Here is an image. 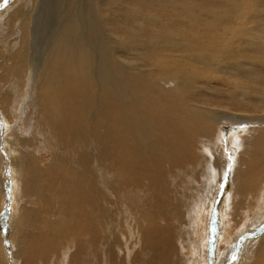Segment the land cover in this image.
I'll return each mask as SVG.
<instances>
[{"label": "bare ground", "instance_id": "obj_1", "mask_svg": "<svg viewBox=\"0 0 264 264\" xmlns=\"http://www.w3.org/2000/svg\"><path fill=\"white\" fill-rule=\"evenodd\" d=\"M3 26L0 241L9 252L12 239V264L59 253L110 264L128 236L139 264H181L215 223L202 214V236L185 225L229 151L234 213L264 193V0H16L0 15V41ZM9 163L19 187L6 222ZM152 226L164 236L156 253L142 251L152 236L137 230ZM256 245L243 264H264V236Z\"/></svg>", "mask_w": 264, "mask_h": 264}, {"label": "rangeland", "instance_id": "obj_2", "mask_svg": "<svg viewBox=\"0 0 264 264\" xmlns=\"http://www.w3.org/2000/svg\"><path fill=\"white\" fill-rule=\"evenodd\" d=\"M15 2H16V0H0V15L2 14L3 11H5V14H6L7 8L10 7L12 4H14ZM3 6H6V10L3 9ZM41 6H42V4L40 6L39 5L35 6V9L39 10L41 8ZM54 22L55 21L50 20V24L49 25L50 26L53 25ZM1 31H2V33H4V37L1 39L0 45L4 44V42H6V43L9 42V40H7V37H6V26H3ZM1 51L4 52V49L2 47H1ZM36 77H37V75H34V77L30 78V80L34 81L36 79ZM215 99L223 101L221 95H216ZM28 102H29V97H27L25 99V102H24V104L22 105V107L20 109H24ZM13 124L15 125V123H13ZM1 129H4V128H1ZM1 132L5 133L7 131L6 130L5 131L4 130H2V131L0 130V133ZM236 132H239V128H238V130H236ZM9 133H10V131H9ZM3 150L5 151L6 148H3ZM202 150H203V148L200 149V151H202ZM229 152L225 153L226 157H225V163H224L225 165H224V167H222L221 169L219 168L220 169V177H219V179L220 178L221 179L220 180L218 179L219 181L216 180L217 183H215L216 181H213V183H214V186H213L214 190L212 189L213 193L211 191H209L211 193H209L210 195L208 194L209 197L206 199L207 201H209V202L211 201V202L210 203H208L207 201L205 202V200L203 199V197L205 196L204 195L205 191H204L198 197L199 200L198 199L196 200V204L194 203L192 211H190V214H189L190 216H189V218L187 220V223L185 224V225H187V229L189 230L190 233L199 232L198 234L201 235V233L203 231V229H202L203 227L202 226H198V228H199L198 231L195 230V228L198 229L197 225H203L202 224L203 223L202 222L203 221V217L205 216V218L208 217L210 219L211 218L215 219V223H214V220L211 219L210 225H206V232H204V233H205V237L207 238V239H205V241L206 240L207 241L205 242L204 239H202L204 241V245L206 244L208 246V248L206 246L201 247V246H203L202 240H200L197 243V245H196V242L193 240L195 242V244H193L194 243L193 241L191 242V244H193L191 246L195 247V248L193 247L194 248V251H193L192 247L189 244L190 242H189L187 247H188V249L191 247V250L187 249V251H185V252H187V258H185L182 261L181 264H243L244 261L246 260V258H248L249 256H252L254 254L255 250L258 247V245H256V244L257 243L259 244V242L261 241V238H263V236H264V232H263L264 231V193L260 194V196H262L263 200L261 199L260 196H258L257 200L255 199V202H252L251 208H249V210H245L244 208L239 206L240 207V212L238 214L234 213L235 208L233 206H235L236 198L235 199H233V198H234V195H236V194H235V186L233 184L234 183L233 182L234 179H233V175H232V169H233V166L235 164V161H233L234 158L230 155ZM3 155H7L8 156L7 152L3 153ZM11 168H12L11 163H9V165L5 166V168H4V177L5 178L3 177V179H4V182H3L4 187H3L2 194H3V197H4V199L6 201L9 200L8 208H7V210L4 211L5 212L4 213L5 214L4 217L6 218V222L12 220L10 218V216L12 214L11 211H13V209H14L13 202L15 201V199H14L15 196H14L13 190L18 192L17 188L19 187V183L16 182L15 175L13 176V173L15 174V172H13V170ZM207 171H208V169L204 165L197 166L195 179H196V182H197L198 186H202L204 179L208 177ZM222 175H223V177H222ZM9 182H10V185H9L10 190L9 189L7 190V185L6 184L7 183L9 184ZM215 184H217L216 187H215ZM218 185L221 186L222 189ZM15 187H17V188H15ZM216 192H217V195H216ZM211 194H213V195H211ZM214 194H215V200L211 198V197L214 196ZM5 197H7V199ZM227 197L230 199V201H227L228 200ZM137 198H138L137 196H135L134 198L125 197L124 200L122 201V204L119 207H122V208L125 207V209L126 208L130 209L132 204L135 202V199H137ZM209 198H211V199L209 200ZM18 200H19L18 201L19 204H20V202L21 203L23 202L22 198H20V199L18 198ZM212 200L213 201L217 200V204L218 205H216V202H213L214 204L212 205L211 204ZM200 201H201V203H200ZM227 202H229V204ZM11 203H12V205H11ZM203 203L204 204H206V203L210 204L211 205V209H212V207H213V209L214 208L215 209L211 210L209 208V206H207V205L204 207ZM199 204H200V206L204 207V209L202 207L200 208ZM195 205H196V207H195ZM197 206H198V208H197ZM11 207L13 209H11ZM194 208H196L195 210L197 212H194L195 211ZM205 209H208L207 214L205 213V211H203ZM201 210H202V212H201ZM210 210L212 211L211 212L212 216L210 215ZM251 211H252V213H251ZM260 211L261 212L263 211L262 212L263 214H260ZM244 212H247L248 214L245 213L243 215L242 213H244ZM234 214H236L235 215V219H233ZM230 220H232V221H230ZM225 221H228V222H225ZM199 222H202V223H199ZM252 222H253V224H252ZM188 223H189V225H188ZM226 223H228L227 226L229 225V228L231 227L230 229L227 228V226H225ZM5 224L7 225V223H5ZM8 229H10L9 226H8ZM137 230H138V232L140 233L141 236H143L145 234H149V235L152 236L151 242H149V244H148L152 248L149 250V248L147 246H145V247L142 248V251H146L148 253H156V252H158L155 249V244L163 245L164 236L160 235V234H157L153 230V226H152V228L147 229V230L142 229V228H139ZM226 230H228L229 232L228 231L226 232ZM206 233L209 234L208 235L209 237H207ZM198 234H196V235H198ZM225 234L228 235V237L224 236ZM7 235L10 237V239L12 238L11 237L12 234L10 232H7ZM218 235H220L219 236L220 238L218 237ZM257 236H258V238H257ZM128 237H129V240L127 241V243L123 242L122 240L120 242H118L119 244H122V243L125 244V246H122L123 248H121L119 246L120 247V252H121V254L123 256V259L118 261V260H115L116 257L111 256V258H110L111 263L110 264H128V261H129V259L131 257H135L134 260H137V258H139V256H136L135 251L132 248L129 247V246L132 245V243H129L130 242V236H128ZM187 237H186V239H187ZM197 237H199V235ZM220 239H222L223 242ZM227 239L228 240L231 239V240H229L230 242ZM251 239H253V240H251ZM216 240H217V242H216ZM232 240H233V243L231 242ZM2 241H3L2 242L3 244L0 241V243H1L0 246L2 245L0 248L4 250V252L6 254L5 256L7 257L6 261L8 260L7 261L8 264L9 263L12 264V260H11L12 257L9 254V252L12 250L11 247H13L14 243H13L12 239L8 241V243L6 244V246H9V252H8L7 249L4 248V240H3V238H2ZM227 241L229 242V244L230 243L231 244L230 245L227 244L228 243ZM12 243H13V245H12ZM201 243H202V245H201ZM215 244H217V245H215ZM222 244H223V246H222ZM226 245H227V247H225ZM92 246H93V244H92ZM196 246H198V247L196 248ZM139 250H141V249L139 248ZM216 250H217V252H216ZM251 251H253V252H251ZM191 253H192V255H191ZM249 253H250V255H248ZM59 254L57 256H55L54 259H50V260L48 259L47 261H45V263L46 264H74V262L70 260L68 255H65L61 259H59ZM214 254H215V256H214ZM9 255H10V257H9ZM146 262L149 263V260H146ZM19 263H21V262H19ZM135 264H139V259L137 260V262Z\"/></svg>", "mask_w": 264, "mask_h": 264}, {"label": "water", "instance_id": "obj_3", "mask_svg": "<svg viewBox=\"0 0 264 264\" xmlns=\"http://www.w3.org/2000/svg\"><path fill=\"white\" fill-rule=\"evenodd\" d=\"M6 185H7V190H8V189L10 190V188H9L10 182H9V184L7 183ZM5 198L7 199V197H5ZM5 241H6V240H5ZM5 241H4V243H5Z\"/></svg>", "mask_w": 264, "mask_h": 264}]
</instances>
